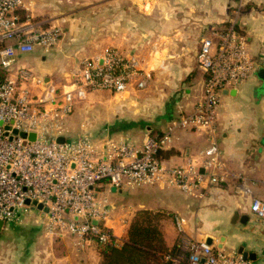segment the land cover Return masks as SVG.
Segmentation results:
<instances>
[{
  "label": "built area",
  "instance_id": "built-area-1",
  "mask_svg": "<svg viewBox=\"0 0 264 264\" xmlns=\"http://www.w3.org/2000/svg\"><path fill=\"white\" fill-rule=\"evenodd\" d=\"M24 7L23 0H0V231L34 211L49 237L71 235L79 244L106 242L116 237L104 224L109 210L98 196L100 183L120 190L155 184L193 193L222 179L213 171L219 164L214 143L199 163L189 160L180 166L163 165L158 151L179 127L211 134L223 89L236 87L257 69L258 61L233 25L216 41L201 39L197 63L205 74L202 97L160 135L147 137L141 145L105 134L96 140L81 135L58 142L63 120L90 93L143 89L149 75L136 54L116 47L79 59L61 86L47 84L29 67H14L16 53L33 48L49 53L62 36L57 24L38 25L28 16L21 18L17 11ZM250 210L263 218L264 200L254 198ZM173 220L179 236L175 252L164 256L170 264H253L241 253L188 239L183 219Z\"/></svg>",
  "mask_w": 264,
  "mask_h": 264
},
{
  "label": "crops",
  "instance_id": "crops-1",
  "mask_svg": "<svg viewBox=\"0 0 264 264\" xmlns=\"http://www.w3.org/2000/svg\"><path fill=\"white\" fill-rule=\"evenodd\" d=\"M38 1L23 0L25 7L17 11L19 16H28L41 25L38 18L44 16L45 10L36 7ZM103 2L96 4L101 6ZM110 2L123 9L115 19L116 24L120 22L125 27L118 34L122 33V37L113 40V44L124 53L136 54L149 75L148 124L146 133L140 136H136L137 126L128 125L104 128L102 134L92 139L105 134L139 145L147 137L160 135L173 120L190 113L203 93L205 74L197 63L201 39L210 37L216 41L217 35L230 25L245 38L248 52L258 61V66L236 87L223 89L211 134L203 129L179 127L171 134L168 144L158 151L163 165L180 166L189 160L199 163L204 151L214 143L219 164L213 171L222 179L193 193L173 186L145 185L128 193L130 199L112 193L124 189L116 190L105 182L100 183L98 196L105 200L109 210L105 226L121 239L137 211L160 212L159 228L164 244L171 249L178 243L173 218L179 216L184 221L183 235L188 239L205 240L228 253H239L242 247L256 255L253 264H264V217L259 218L250 210L254 198L264 200V88L256 75L259 68H264V0ZM54 10L49 11L54 13ZM136 40H146L148 45ZM75 52L56 54L71 59L77 56ZM50 55L51 51L43 53L37 49L27 56L26 65L53 85L48 77L54 69L47 66ZM38 226L37 242L19 243L15 250L5 248L0 242V264H100L94 242L79 244L71 235L49 237Z\"/></svg>",
  "mask_w": 264,
  "mask_h": 264
},
{
  "label": "rangeland",
  "instance_id": "rangeland-1",
  "mask_svg": "<svg viewBox=\"0 0 264 264\" xmlns=\"http://www.w3.org/2000/svg\"><path fill=\"white\" fill-rule=\"evenodd\" d=\"M97 1L101 0H39L37 3L35 2L36 7L39 9L43 7L45 10L44 16L38 18V21L42 22L41 25L54 23L59 25L62 30V36L51 50L47 61V66L54 68L48 74L53 85L65 84L79 59L106 47L118 48L113 44V40L122 37V33L118 34L125 27L120 22L116 24L115 18L121 16L123 9L120 10L117 6L112 5L110 0H104L101 6L96 4ZM133 5H136L135 2ZM53 8H55L54 13H50L49 10ZM46 10L48 11L46 12ZM135 17L137 16L135 15ZM136 41L139 42V40ZM139 43L148 45L146 40H141ZM36 50L37 48H33L28 53H16L14 67H29L26 58ZM60 51L65 54L67 51H76L77 56H73L71 59L69 56L62 57L56 54ZM131 120L138 122V125H135L137 126L135 127L137 128L136 132H138L136 136L146 133L148 81L143 89H130L116 95L108 91L90 93L84 101L77 103L73 112L63 120L61 131L67 138L73 139L81 135L95 138L104 132V128L112 129L114 126H118L117 121L128 122ZM140 122L144 123L142 127ZM137 188L140 187L126 188L123 192L112 191V193H120L122 198L130 199L132 197L128 193H134ZM36 229L39 230V226L36 222V213L32 211L17 222L10 224L6 230L0 231L2 233L0 235L1 245L12 250L18 247L19 243L37 242Z\"/></svg>",
  "mask_w": 264,
  "mask_h": 264
},
{
  "label": "trees",
  "instance_id": "trees-1",
  "mask_svg": "<svg viewBox=\"0 0 264 264\" xmlns=\"http://www.w3.org/2000/svg\"><path fill=\"white\" fill-rule=\"evenodd\" d=\"M113 128L133 126L136 122L117 121ZM140 125L144 123L140 122ZM162 213L139 210L129 223L121 239L95 242L100 264H170L165 254L174 253L176 246L168 249L164 244L159 220Z\"/></svg>",
  "mask_w": 264,
  "mask_h": 264
},
{
  "label": "water",
  "instance_id": "water-1",
  "mask_svg": "<svg viewBox=\"0 0 264 264\" xmlns=\"http://www.w3.org/2000/svg\"><path fill=\"white\" fill-rule=\"evenodd\" d=\"M256 75L262 81L261 87L264 88V68L263 67L259 68L257 70V72H256ZM30 138H33V135H30ZM57 141L58 142H62L63 141V137L59 136L57 138ZM26 203H28V201H26ZM33 204H35V202H33ZM37 208L40 209L41 208V204H37ZM0 226H1V222H0ZM238 252L241 253L243 258H245V259L248 258V259H251L253 261H255V259H256V255L254 253L245 251V250H243L242 247H240L238 249Z\"/></svg>",
  "mask_w": 264,
  "mask_h": 264
}]
</instances>
